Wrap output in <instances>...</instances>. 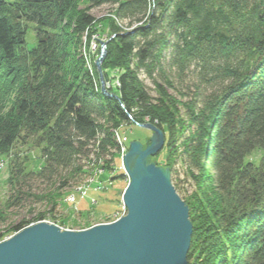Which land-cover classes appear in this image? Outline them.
Segmentation results:
<instances>
[{"label": "trees", "instance_id": "trees-1", "mask_svg": "<svg viewBox=\"0 0 264 264\" xmlns=\"http://www.w3.org/2000/svg\"><path fill=\"white\" fill-rule=\"evenodd\" d=\"M83 1L0 0V154L29 144L40 155L37 170L19 165L11 182L33 174L57 180L43 196L53 212L62 190L97 166L102 181L127 178L124 170L113 175L122 165L120 129L150 121L166 136L164 167L173 175L182 159L196 181L185 198L193 223L189 263L264 264V0ZM103 5L118 19L99 23L91 10ZM103 22L111 32L104 66L125 68L117 96L96 88L79 51L82 37L90 44ZM168 49L181 73L198 68L191 100L160 84L153 97L138 78L159 70L171 85L162 69Z\"/></svg>", "mask_w": 264, "mask_h": 264}, {"label": "water", "instance_id": "water-1", "mask_svg": "<svg viewBox=\"0 0 264 264\" xmlns=\"http://www.w3.org/2000/svg\"><path fill=\"white\" fill-rule=\"evenodd\" d=\"M105 55L106 49L99 68ZM140 126L153 135L145 144L132 141L122 158L129 177L125 216L82 230L45 221L27 226L0 242V264H190L189 205L178 194L171 169L152 161L165 134L152 123Z\"/></svg>", "mask_w": 264, "mask_h": 264}, {"label": "rangeland", "instance_id": "rangeland-1", "mask_svg": "<svg viewBox=\"0 0 264 264\" xmlns=\"http://www.w3.org/2000/svg\"><path fill=\"white\" fill-rule=\"evenodd\" d=\"M7 1L13 2L16 0ZM82 4L84 7L88 6V1L84 0ZM111 11H113L112 6L103 5L101 7L92 9L91 13L98 19L99 23H102L101 21L103 17L110 15L113 17V14L110 13ZM98 27L99 29L97 31L99 34H93V37L89 41L90 44H88V38L90 37L87 33L82 37V40H84V46L79 48V51L82 52L84 57L86 69L89 70L90 74L95 79L94 82L96 84V88L101 89L105 95L117 96L118 89H120L121 86L120 76L125 71V68L119 66H104L107 58L111 32L109 31V27L105 22L100 24ZM95 41H97V44L100 43L98 46H101L102 48H99L97 45H95ZM35 43V32L30 29L28 33L29 47H33ZM104 49H106V55L104 56V60L101 63L100 69L95 60L97 59L99 61V59L102 57V52ZM86 52L89 56L85 54ZM169 58L170 51L168 49L162 61V69L170 78L171 85L165 82L163 74L159 72V70H156L153 76H150L147 71H139V80L143 82L145 88L153 97L158 96L156 92L158 87H156V84H160L164 87V89H167L170 94L177 96L180 100H191L194 97V90L198 89V84L200 82V77H197L199 74L198 68L192 66L186 72L181 73L176 69L177 67L172 64ZM82 75L85 76V73ZM81 77L83 78V76ZM205 88L210 89L208 86ZM103 89H106V91ZM10 109L11 104L8 105L6 111H9ZM181 109L184 113V108L181 107ZM147 123L152 122L149 121ZM120 131V136L123 138V143L124 141L128 143L119 145L123 151L125 150V152L121 154L122 158L128 152L130 143L132 141L139 140L145 144L146 139L149 140L153 135V131L142 128L138 125L123 126L121 127ZM189 133L190 129H187L182 138L188 136ZM209 145L211 146V144ZM25 155L30 157L29 161L27 162L24 161ZM39 156L38 149L32 147L29 144H17L16 147L9 153V155L0 154V212L2 215H0V235H2L0 237V242L12 237V235L15 233L11 234L7 233L6 231L13 226H16L23 220L31 221V224H29V226H31L46 220L45 217H49L50 219H47L45 222L55 224L62 230H82L97 224L111 223L115 221L116 218L114 215L117 212H121L124 208L126 209L125 212H128L127 207L122 200L125 189L129 183V177L126 174L123 162L120 167L116 165V171L113 175L124 170V174L127 178L111 180V174H107L108 177H105L107 178L106 181H102L101 177H103L102 175L104 174L105 170L100 166H97L93 176H83V178L78 182L72 181L69 187L63 189L61 192L62 198L59 200L61 203H59L55 211L51 212V204L47 202L49 199H45L43 196L54 192L58 188L60 184L57 180L55 183L42 181L38 180V178L33 174L31 177L26 176L11 182V179L13 178L12 175H14L13 173L16 172L19 165H27V167L30 169L34 171L37 170L39 166ZM164 156L165 153L163 152L159 158L156 156L152 157V161L156 162L158 165L164 166ZM205 161H208L209 163V160ZM208 168H210L209 165ZM210 172L212 173L211 169ZM193 173L195 175L197 174L195 170H193ZM172 182L174 186H176L175 183H177L178 187L175 188L184 201L185 198L190 196L197 188L196 181L188 169L187 163L183 162L182 159H180L175 165V173L172 175ZM75 187H85L83 190L86 192L85 195L81 194L80 192H76V199L79 208V210L76 212L71 209L72 204L65 201L66 197L72 193ZM18 192H21L19 199L15 197ZM38 214H45V217L42 220L33 222ZM61 221H64V223Z\"/></svg>", "mask_w": 264, "mask_h": 264}, {"label": "built area", "instance_id": "built-area-1", "mask_svg": "<svg viewBox=\"0 0 264 264\" xmlns=\"http://www.w3.org/2000/svg\"><path fill=\"white\" fill-rule=\"evenodd\" d=\"M120 141H121V138L119 137ZM121 144H124L123 143V140L121 141ZM125 152V150L123 151L122 149V154ZM84 187H79L77 188V191L78 192H81L83 195L85 194V191L83 190ZM67 203H71L73 208H75V211H78L79 208H78V203H77V199H76V194L74 193H71L69 194L67 197H66V200H65ZM125 208L121 211V212H117L114 216H115V220L119 219L120 217L126 215L127 211L125 212ZM43 221H46V220H43Z\"/></svg>", "mask_w": 264, "mask_h": 264}, {"label": "bare ground", "instance_id": "bare-ground-1", "mask_svg": "<svg viewBox=\"0 0 264 264\" xmlns=\"http://www.w3.org/2000/svg\"><path fill=\"white\" fill-rule=\"evenodd\" d=\"M113 17L116 18V19H118V18H117V15H116L115 13L113 14ZM128 31H130L129 28H128ZM94 39H95V38H94ZM96 39H97V38H96ZM98 41H99V40H98ZM96 42H97V41H95V45L98 46L100 43L97 44ZM98 47H99V46H98ZM99 48H102V47L100 46ZM85 54H86L87 56H89L87 52H86ZM93 58H94V57H93ZM96 60H97V59H96ZM96 60H95V62L98 64V60H97V61H96ZM100 69H101V67H100ZM140 127H141V126H140ZM45 219L47 220V219H50V218H49V217H48V218L45 217ZM73 228H74V227H73Z\"/></svg>", "mask_w": 264, "mask_h": 264}]
</instances>
